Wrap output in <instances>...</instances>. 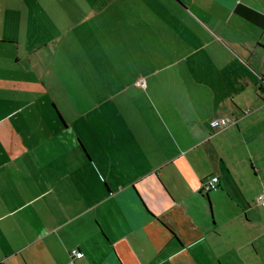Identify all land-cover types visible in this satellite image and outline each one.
Wrapping results in <instances>:
<instances>
[{
    "label": "crops",
    "instance_id": "1",
    "mask_svg": "<svg viewBox=\"0 0 264 264\" xmlns=\"http://www.w3.org/2000/svg\"><path fill=\"white\" fill-rule=\"evenodd\" d=\"M263 80L264 0H0V264H264Z\"/></svg>",
    "mask_w": 264,
    "mask_h": 264
},
{
    "label": "built area",
    "instance_id": "2",
    "mask_svg": "<svg viewBox=\"0 0 264 264\" xmlns=\"http://www.w3.org/2000/svg\"><path fill=\"white\" fill-rule=\"evenodd\" d=\"M261 87L264 90V80L261 82ZM235 122H236L235 118L213 119L210 122V127L214 133H218ZM218 185H219V177L215 175L211 176L202 183L201 192L207 194L211 191L218 189ZM256 200L259 205L264 207V193L258 195ZM82 256L83 253L81 251H79L78 249H74L70 252V259L69 262L66 264H75V261L81 258Z\"/></svg>",
    "mask_w": 264,
    "mask_h": 264
}]
</instances>
